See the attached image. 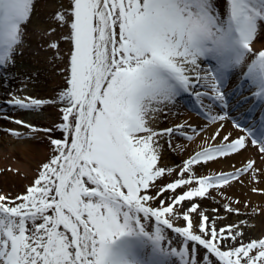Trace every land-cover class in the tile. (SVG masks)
<instances>
[{
	"label": "snow or ice",
	"instance_id": "obj_1",
	"mask_svg": "<svg viewBox=\"0 0 264 264\" xmlns=\"http://www.w3.org/2000/svg\"><path fill=\"white\" fill-rule=\"evenodd\" d=\"M33 6L34 0H0V71L13 63ZM55 19L70 27L67 87L53 100L13 96L5 103L17 110L63 105L54 128L24 125L33 133L59 130L63 138L49 137L54 154L23 195H0V264H166L177 248L165 247L162 226L183 238L182 264H197V245L205 250L203 264H264V239L236 246L241 233L232 226L218 231L193 202L255 172L251 160L234 172L205 176L194 165L247 150L249 142L264 153V112L257 123L245 114L254 107L241 111L249 97L230 104L235 92L224 91L228 74L246 67L241 85L249 81L251 96L264 101V50L253 48L264 33V0H70ZM199 60L214 64L201 68ZM185 94L210 123L220 122L210 138L215 143L206 142L184 161L179 178L161 187L152 182L173 169L157 167L159 138L168 136L172 147L171 137L191 141L188 130L199 133L187 122L156 130L148 117ZM0 120L24 124L3 108ZM225 121L241 134L222 135ZM182 186H188L183 194L163 197ZM150 187L155 195L142 193ZM155 200L160 206L149 204ZM184 201L190 207L181 213L174 205ZM181 215L187 226L174 227ZM189 242L191 261L184 259Z\"/></svg>",
	"mask_w": 264,
	"mask_h": 264
},
{
	"label": "bare ground",
	"instance_id": "obj_2",
	"mask_svg": "<svg viewBox=\"0 0 264 264\" xmlns=\"http://www.w3.org/2000/svg\"><path fill=\"white\" fill-rule=\"evenodd\" d=\"M68 9H70V0H34L30 22L24 29L25 34L20 47L22 51L14 49L13 63L0 71V108L14 119L24 122L18 125L10 120H0V195L8 197L23 195L38 178L42 165L48 163L54 154L49 137L61 139L63 136L59 130L52 133L43 131L33 133L30 128L24 126L27 124L38 129L54 128L62 122L63 113L60 108L63 105L44 104L38 109L30 110V115L26 116L25 110L13 109L5 101L15 96V93H18L17 96H20V99L31 97L39 100H53L67 87L66 69L72 44L66 37L70 35V27L67 24L61 26L55 17L57 13H66ZM53 42L58 45L56 49L50 46ZM253 48L254 51L264 50V33L254 39ZM27 49L30 50L27 51ZM32 49L35 51H31ZM251 58L246 59V64L251 62ZM198 63L201 68H205L210 63L214 64V61L199 60ZM244 71L246 67L231 71L224 91L230 94L235 92L234 95L229 96L230 104H236L244 97H249V102L243 105L241 111L250 106L254 107V114L247 112L245 114L258 123L261 113L264 112V101L251 96L254 89L250 88L249 81L243 80L241 85L240 77ZM5 75L7 79H4ZM190 76H194V72H190ZM214 111L218 113L220 109L217 108ZM185 122L196 129L199 135L189 129L187 134L193 136L191 141L183 136H173L171 137L172 147L169 146L168 136L159 138L157 167L171 168L173 172L169 174L166 171L164 176L152 183L164 187L167 183L174 182L179 178V168L185 160L195 151L201 150L206 142L215 143L210 138L220 122L210 123L194 102V97L187 94L179 97L174 106L169 105L166 110L150 114L148 117L149 126L156 130ZM222 123H224L222 135L232 132L233 137H236L241 134L233 127L231 121ZM13 132H18L20 135H14ZM177 144L181 147L176 148ZM250 160L253 162L255 172L249 170L238 179L230 181L228 185L209 189L205 197L193 198V202L198 205V211L207 215L209 223H214L218 231L232 226V231L241 233L236 246H239V242L248 243L253 239H264V153H260L258 147L249 142L247 150H240L238 153L193 166L198 176H205L234 172L243 168ZM186 190L188 186L178 188L175 193L168 190L163 193V197L180 195ZM142 193L155 195L156 189L152 187L148 190L142 189ZM149 204L153 207L160 206L159 200L149 201ZM167 204L168 201L165 200V206ZM224 204L238 209V212L225 210ZM175 207H180L183 213L190 204L184 201L180 206L174 205ZM191 218L196 224L201 219L195 213L191 214ZM179 219L182 221L177 225L173 223V226L186 227L187 222L182 219V215ZM151 223L152 220L149 221L147 230L152 229ZM196 230H198L196 234H199L198 227ZM165 237L166 248L169 250L172 247L177 248L176 255L170 257L166 264H182L181 237L171 230L165 231ZM169 241L171 244L168 243ZM221 250L227 249L222 245ZM184 259L190 261L186 257Z\"/></svg>",
	"mask_w": 264,
	"mask_h": 264
},
{
	"label": "rangeland",
	"instance_id": "obj_3",
	"mask_svg": "<svg viewBox=\"0 0 264 264\" xmlns=\"http://www.w3.org/2000/svg\"><path fill=\"white\" fill-rule=\"evenodd\" d=\"M187 74L190 75V73H187ZM17 97L19 98L20 96H17ZM62 138H63V136H62ZM9 198H14V197H9ZM165 218H168L167 215ZM180 221H182V220L178 219L176 222H173V223L177 225ZM151 226H152V229L150 228L148 231H152L154 226H155L154 218L152 219ZM163 227H165L166 232H167V230H170V229H166V226H163ZM195 232L198 233V230L195 229ZM181 240L183 241V238H181ZM204 251L205 250L202 249V246L197 245V256H196L197 264H203V261L200 260V256L204 253ZM185 257L188 258L190 261L193 259L192 253H191V242H189V244H188V254Z\"/></svg>",
	"mask_w": 264,
	"mask_h": 264
}]
</instances>
